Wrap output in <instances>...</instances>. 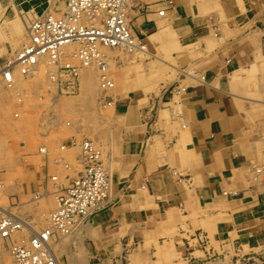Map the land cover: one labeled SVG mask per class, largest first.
<instances>
[{
	"label": "crops",
	"instance_id": "1",
	"mask_svg": "<svg viewBox=\"0 0 264 264\" xmlns=\"http://www.w3.org/2000/svg\"><path fill=\"white\" fill-rule=\"evenodd\" d=\"M146 1L149 7L131 29L152 55L148 63L153 58L162 68L177 67L173 83L184 91L175 85L171 93L167 87L119 88L104 98L112 108V203L73 236L61 263L122 264L131 254L138 260L144 249L154 262L156 248L178 236L181 242L212 239L241 255L263 253L264 182L251 167L264 160V145L248 126L256 118L246 112L252 86L236 75L254 64L256 81L262 78L264 0ZM48 2L0 0V63L19 42L7 22L21 11L40 13ZM77 135L49 138L50 156L42 157L31 182L13 187L12 193L20 189L14 199L42 192L49 176L59 187L76 176L78 151L69 142ZM98 140H105L102 134ZM57 145L66 146L60 162L53 160Z\"/></svg>",
	"mask_w": 264,
	"mask_h": 264
},
{
	"label": "rangeland",
	"instance_id": "2",
	"mask_svg": "<svg viewBox=\"0 0 264 264\" xmlns=\"http://www.w3.org/2000/svg\"><path fill=\"white\" fill-rule=\"evenodd\" d=\"M59 7H61V4H59ZM263 53L264 50L262 54ZM132 54H133V60H131L132 55L125 53L121 50L111 49V52L108 51V56H109L108 69L111 73L114 74L113 75L114 86L116 84L117 77L121 73V71H123L124 74H128V75H131L132 72L133 73L138 72L139 76H141L142 71H145L143 74H146V72L148 73L147 75H145V79L147 83H150V86L154 88V91H159L161 88L167 87L168 92L171 93V89L173 90L174 85L177 86L176 89L178 88L180 93L184 91V87L182 84L178 85L177 83H173V81L176 80V78L180 73L177 67L164 66L162 68V66H160L159 64L164 65V63L154 61L156 62L155 64L156 66L152 71L148 69V67L146 68V65H148L147 64V60L149 58L148 55H144L140 53H135V54L132 53ZM122 55L125 56L123 57ZM126 60H127L126 62L127 64L125 63ZM128 63L130 64L129 66H127ZM122 64L124 65L126 64V65L123 66ZM135 64L139 65L138 66L139 70L137 72L134 71L136 67L132 69L133 65ZM46 67L45 65L41 66L40 71H38V74H36V76L29 78L28 80H25V82L23 83H20L19 84L20 86H17L14 90L6 91L8 99L11 101V103L14 104V105L12 104L13 106L10 105L11 107L10 106L4 107L5 109L3 110V113L0 114V137H1L0 138V181L2 182V185L5 187V189H7V194L13 192L12 191L13 187L18 188L19 186H22V183H24V181L31 182L33 180V176L38 168V165L40 166L42 164L37 154L38 147L43 144L42 142L40 143V138L42 134L46 135V137L43 139H45L46 143H48L47 141L49 140L50 137L53 139L55 134L56 135L58 134L57 130L60 131V129H63L64 127L65 128L68 127L66 125V122H69L70 124L73 125H77L78 126L76 127L77 129L79 127H82L81 129L83 133H81L82 135L78 134L77 137L90 138L92 136H99L100 134L98 133L102 132L105 129V126L109 127V122L104 123V120L102 121V117H104L106 121V119H110L112 117L111 115L112 112L109 111L110 115L108 117V114L106 115V113L105 114L102 113L104 112L103 108H101L102 112L101 110L99 111L100 106H103V104L100 103V101H98L100 97V95L98 96V94H100L99 92L100 89L98 87L97 76L94 72L92 73L93 79L91 78L92 79L91 83L90 81L89 82L87 81V83L85 84L86 86H82L84 81H80L81 87L76 95L61 96L59 94L60 95L59 103H57V105L52 106L51 101H49V98L46 95V92L49 91L51 92V94L52 93L56 94L57 88L55 86V83L52 84L50 83V81H47L48 80L46 77L47 75L44 72ZM259 76H261L260 73ZM187 81H190V79L189 80L187 79ZM261 82L256 86H252L251 90L256 91L258 89L257 91L262 92L264 89V81L262 83ZM176 89L174 90V93L177 92L178 94V90ZM22 91L23 92L26 91V94L23 95ZM92 93L94 94V96H92L93 95ZM21 96L22 99L24 100H21ZM247 98L245 100L247 103L246 106L248 108H251L252 106L251 112L253 114L257 113L258 107H260L261 105H262L261 108L264 109L263 107L264 96L259 97L257 95H248ZM85 102L86 104L82 105ZM93 105L95 107H93ZM95 110L97 111V113H99L100 116L99 118H97L96 116L97 113ZM261 112L262 113L256 116V118H253L251 122L248 121V126L252 131V133L260 137L261 142H263L264 144V135H262L264 134V114L263 111ZM87 131L88 133H85ZM1 159H2V163H1ZM254 165L260 166V163ZM255 166H252L251 170H253V167ZM252 172L253 171H251V173ZM45 186L46 183L44 184V187ZM17 193L14 192L12 193L13 194L12 196H9L10 203H13L14 206H16L15 204L19 203L20 200L28 201L30 195L32 196V194L30 195L27 194V196H25L23 195V193H20L19 195L20 199L18 201L14 199ZM29 204L30 205L27 208L28 211L23 209L22 211L24 212L21 213L22 214L25 213L24 214L25 216L24 215L23 216L28 217L29 221L33 222L32 226H34V229H38L40 226L43 225L44 217H46L48 213L46 214V216H43V218L41 217V215L33 216V214L30 212L32 211L31 208L32 207L36 208L38 204L35 206L33 205L34 203H32V205L31 203ZM13 211H15V209H13ZM37 221L40 223H38ZM196 240L187 239L186 241L184 240L183 242H181L180 236H178L176 239H173L171 242H167V243L163 242L161 246L156 248V250L154 251V255L156 256V259L154 260V262L148 260L149 251L144 249V250H139L138 252L141 253L135 255L138 256V260L136 258L132 259L133 255L131 254L127 257V259L123 260L122 264H264V252L263 253L258 252L257 254L253 253L251 255H241L233 250L225 251L223 249H220L218 247V244L212 242V239L206 240V238L204 237L202 238V236H200ZM174 241L176 242V244L173 243ZM62 243H64L65 245L66 240L63 241ZM64 249L65 247L62 246L61 244L59 246V251H58V261H60V264H61L62 252L64 253ZM142 253L145 255V257L144 259L140 260L139 255H142Z\"/></svg>",
	"mask_w": 264,
	"mask_h": 264
},
{
	"label": "built area",
	"instance_id": "3",
	"mask_svg": "<svg viewBox=\"0 0 264 264\" xmlns=\"http://www.w3.org/2000/svg\"><path fill=\"white\" fill-rule=\"evenodd\" d=\"M162 1L170 4L169 0ZM149 5L146 0H53L51 12L27 19V43L12 59L1 62L0 80L10 81L15 63L34 64L41 56L57 61L61 56L59 48L64 43L79 44L74 57L81 63L103 68L106 55L97 50L99 46L131 51L142 43L133 33L131 23ZM58 68L70 77L68 81L72 85L74 68L69 64H59ZM81 162L76 177L55 192L56 209L49 214L46 225L31 229L26 243L14 242L8 247L12 264H54L56 255L48 243L51 237L74 230L110 207L112 179L97 158V152L88 144L84 145ZM253 173L264 182V165L253 167ZM22 225L25 222L0 207V245Z\"/></svg>",
	"mask_w": 264,
	"mask_h": 264
},
{
	"label": "bare ground",
	"instance_id": "4",
	"mask_svg": "<svg viewBox=\"0 0 264 264\" xmlns=\"http://www.w3.org/2000/svg\"><path fill=\"white\" fill-rule=\"evenodd\" d=\"M52 3H53V0H49V2L46 5L45 9L42 10L40 13H36L34 11H26V12L21 11V12L18 13L19 18L17 20H14L13 22L12 21L7 22L8 25L6 26V28H10V32L14 33V35L16 36V38L19 39V42L17 43V49H15V51H12L11 54H8V56H6L4 60L8 61V60L12 59V57H14L15 53L17 51H19V49L27 43V40H28V38H27V27H26V24L28 23V20L27 19L29 17H31V16H36V15L43 14L46 11H50L51 12ZM8 31H9V29H8ZM18 32H19V35H18ZM20 32H22V36H21ZM12 33H10V34L12 35ZM78 46H79L78 43H64L63 45H61L60 48H59L60 49L61 56L55 62L54 61L51 62L46 56H41L34 64H30V65H25V64H21V63H15V64H13V66L11 68L10 81L9 82H4L3 80H0V114L3 113V110L5 109L4 107H7V106H10V105L13 104L8 99L6 91L14 90L17 86H20L19 85L20 83H23V82H25V80H28L29 78H32V77L36 76V74H38V71H40V67L41 66H44V65H45V67L47 66L45 68V70H44V72L47 75L46 76L47 79H48L47 81H50V83H52V84L55 83V86L57 88V93L56 94H54V93L51 94V92H49V91L46 92V95L48 96L49 101H51V105L52 106L53 105H57V103H59L60 95L61 96L62 95H71V96L76 95L79 92L80 87H81L80 86L81 85V82L80 81H84V83H83L82 86H86L85 84L87 83V81L88 82L90 81V83H91V80L93 79V77H92V73L93 72L97 76L98 87L100 89L99 90L100 94L96 93V94H98V96L100 95L99 99L98 98L97 99H98V101H100V103L103 104V106H100L99 111L101 110V108H103L104 109L103 110L104 112H102V110H101V112L104 113V114L106 113V115L108 114V117L110 115V112L112 111V108H110V106H109L108 103L104 102V98L107 95H109L110 93H115L117 90H119V88L123 89V91L133 90V89H136V88H142L143 90L147 91L149 88H152L150 86V83H147V81L145 79V75L148 74L147 72H146V74H143L145 71H142L141 76L138 75V72L137 71L139 70L138 69L139 68L138 67L139 65H137V64H135L136 66L133 65V67H132V69L136 67L134 69V71L137 72V73H133L132 72L131 75L124 74L123 71H121L120 74L118 73L119 75L117 77L115 86H114V82H113V80H114L113 79L114 78L113 75L114 74L111 73L109 71V69H108V63H109V61H108V57H109L108 56V51L111 52V49H114V50L115 49L116 50L118 49V50H121V51H123L125 53H128V54L132 55L131 60H133V54L132 53H134V54L135 53H140V54H144V55H148L149 57H152V55L147 51L146 46H145L144 43L137 44L131 51H128V50H125V49H122V48H111L110 49V48H107V47H104V46H99L97 48V50L100 53H104V55H106V56H104V58H106L105 59L106 62H105V66L103 68H101V67L100 68H97L95 65H89V64L81 63L79 59L75 58L74 57V53L78 49ZM154 61L155 60H153V58H152L149 63L147 62L148 65H146V68L148 67V69H150V70L153 71V69L156 66L155 65L156 62H154ZM110 62H112V61H110ZM126 62H127V60L125 61V63ZM157 62H159V61H157ZM59 64H69L71 67L74 68V71H75L74 77L75 78H74V80L72 82V85L69 82H67L68 81V78H70V77H68L67 75H65L64 73H62V71H60V69L58 68V65ZM122 65L125 66L124 64H122ZM129 65L130 64L128 63L127 66H129ZM167 66H168V64H167ZM263 66H264V64H263ZM149 74H150V72H149ZM189 74L191 76H194V77H199L194 72H190ZM236 77L238 79H241L240 81L243 82V83H245L247 86L249 84L251 86H256L257 84H260L261 81L262 82L264 81V72H263V74L261 76L262 78L259 81H256L255 65L252 64L249 67V69L242 70V72L238 73V75H236ZM253 91H251V94L252 95H257L259 97L260 96H264V91L263 92H261V91L259 92V91L256 90V91H254V93H253ZM22 94L23 95L26 94V91H24V92L22 91ZM92 96H94V94ZM83 99H85V98H83ZM21 100H24V99H22V96H21ZM62 102H64V101H62ZM85 104H86V102L84 104H82V105H85ZM258 105H260V104H258ZM106 106H107V108H106ZM261 106L258 107L257 113H255V114H253L251 112L252 106H251V108H249L246 111L248 113V116L250 117V119H252V117H254V116L260 115L262 113L261 111H263V114H264V109H262ZM93 107H95V106L93 105ZM263 107H264V105H263ZM40 108H42V107H40ZM108 108H109V110H108ZM96 113H97V111H96ZM96 116H97V118H99L100 117L99 116V113H97ZM40 117H42V116H40ZM39 119H41V118H39ZM43 119H44V117H43ZM110 119H106V121H105L104 117H102V121L104 120V123L105 122L106 123L109 122ZM44 122H45V120H44ZM39 123H41V122H39ZM45 124H46V122H45ZM66 125L68 126L67 128L64 127L63 129H60V131L57 130L58 131V134L57 135L55 134L56 138H57V136L61 135L63 132H66V131H72V132H74V134L75 133H78V134L83 133V131L81 129L82 127H79L77 129L76 128V127H78L77 125L70 124L69 122H66ZM60 128H62V127H60ZM88 131L85 132V133H88ZM92 132H93V130H92ZM261 132H262V130H261ZM89 134H92V133H89ZM98 134H102V137L105 140L99 141L98 140V136H92V135H90V136H92L90 138H88V137H76L75 139L73 138L74 139L73 141H70L69 142V146H72L73 147V145H74V147H76V149L78 151L76 160H77V163L79 165V170H80L81 169V164H82L81 161H82V158L84 156V145L85 144H88L93 150H95L97 152V158H99L102 161V166L108 171V173H109V175H110V177L112 179L113 178V164H112L113 162H112V159L110 157V149H109L110 148V144L107 141L109 139V137L112 136V132H111V130H110L109 127L105 126V129L102 132H99ZM262 135H264V134H262ZM45 137H46V135H43V134L41 135V138L39 137L40 138V143L41 142L43 143L37 149V154L39 156L38 158L41 161H42V157H46L47 155L50 156V152H48L49 149H48L46 140L43 139ZM56 138L54 140H56ZM65 147H66L65 145H57V146H55V148L53 150H54V152L57 153V156L56 157H58V158H56V157L54 158L53 157V160L54 161H56V162H60L61 161V158L59 157L60 156L59 153L63 152V150L65 149ZM40 155H41V158H40ZM51 155H52V153H51ZM1 163H2V159H1ZM260 165H264V160L262 161V163H260ZM253 166H255V165L253 164ZM258 166L259 165H256L255 167L258 168ZM79 170H78V172H79ZM251 171H253V170H251ZM251 174L255 178H257L255 176V173L252 172ZM75 177H73V178H75ZM257 179L259 181H261L259 178H257ZM70 181L67 183V185L70 183ZM66 186H64V187H66ZM64 187H59V182H58L57 177L55 175L49 176V179H48V181L46 183V186L44 187V190L42 192H39V193L37 192V193H35L32 196L30 195L28 201L27 202H24L25 204L19 202L18 203V206H22V205L24 206V205H26V207L28 208V206L30 205L29 203H31V205H32V203H34L33 204L34 206L37 205V204H38V206L36 208H33V207L31 208L32 211H30V212L33 214V216L34 215H36V216H38V215L40 216L41 215V217L43 218V216H46V214L48 213L47 216L44 217V221H43L44 223H43V225L38 228V229H40V228H42L43 226L46 225V223L48 221L49 214H51L56 209L55 196H54L55 192L58 191V190L63 189ZM6 190L7 189H5V187L2 185V182L0 181V207L1 208H4L6 211L14 214L16 217L20 218L23 222H25V225H22V228L13 230L10 233L9 237L6 238V239H4L2 241V244L0 245V257H4V260H6V264H12V258H11L10 252L8 250V247L12 243H14V242H17V243H26V241L28 240V238H29V236L31 234V229H34V226H32L33 225V222L32 221H29L28 217H24L23 216L25 213L22 214L18 210L17 204H15L16 206H14L13 203H10L9 196H12V195H7L6 194ZM111 194H112V186H111V189H110V197H111ZM27 208H26V211H28ZM51 208H53V209H51ZM13 209H15V211H13ZM38 223H40V222H38ZM87 223L82 224L79 227L74 228V230L67 231V232H64V233H61V234H56V235H54L53 238L51 237V239L48 241V243L50 245V248L52 249V251L56 255V261H55L54 264H60V261H58L59 246L62 244V246L65 247L70 241H72L73 238L75 239V237H73V236L78 235L80 233V231H81V228L84 227ZM34 224H35V222H34ZM35 230H37V229H35ZM65 240H66V244L64 245V243H62V242L65 241ZM74 241H72V242H74ZM57 246H58V248H57ZM62 254H63V252H62Z\"/></svg>",
	"mask_w": 264,
	"mask_h": 264
}]
</instances>
